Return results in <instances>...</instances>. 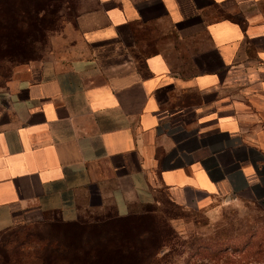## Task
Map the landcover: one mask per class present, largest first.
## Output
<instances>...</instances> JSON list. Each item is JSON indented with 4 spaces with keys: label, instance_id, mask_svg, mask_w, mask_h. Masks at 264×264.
Instances as JSON below:
<instances>
[{
    "label": "crops",
    "instance_id": "crops-1",
    "mask_svg": "<svg viewBox=\"0 0 264 264\" xmlns=\"http://www.w3.org/2000/svg\"><path fill=\"white\" fill-rule=\"evenodd\" d=\"M65 65L0 87V234L157 204L264 208V0H76Z\"/></svg>",
    "mask_w": 264,
    "mask_h": 264
},
{
    "label": "rangeland",
    "instance_id": "rangeland-1",
    "mask_svg": "<svg viewBox=\"0 0 264 264\" xmlns=\"http://www.w3.org/2000/svg\"><path fill=\"white\" fill-rule=\"evenodd\" d=\"M77 8L76 0H0V87L22 66L70 62L80 43ZM158 201L149 215L152 219L108 221L97 224L92 232L111 234L117 228L135 234L154 231V242L162 240V264H193L196 258L192 255L200 244L208 245L210 251L226 249L231 259L237 258L234 249L264 221V208L250 203L220 201L204 207L193 196L187 204H175L164 192ZM48 221L52 220L33 218L1 234L0 264H40L41 242L57 235ZM49 264H67V260L60 256Z\"/></svg>",
    "mask_w": 264,
    "mask_h": 264
},
{
    "label": "trees",
    "instance_id": "trees-1",
    "mask_svg": "<svg viewBox=\"0 0 264 264\" xmlns=\"http://www.w3.org/2000/svg\"><path fill=\"white\" fill-rule=\"evenodd\" d=\"M157 204L143 205L139 210L132 211L125 216H119L109 211L102 216L79 218L73 222H65L56 216L45 214L44 218L49 217L52 220L48 222L57 235L48 238L46 242H41L42 255L37 259V263L49 264L62 256L67 260V264H95V262L97 264H162L163 258L159 257L162 240L160 241L158 238L160 242H154L156 237L154 231L135 234L117 228V233L111 234L92 232V228L97 224L108 221L115 220L123 223L127 220L152 219L149 215L155 211ZM19 225L13 226L1 234ZM260 225L261 227L258 225L256 231L245 240L240 248L234 249L233 252L239 253L237 258L231 259L226 254V249L210 251L208 245L200 244L192 255L193 258H196V262L194 261L193 264H206V261L212 264L264 262V221H261Z\"/></svg>",
    "mask_w": 264,
    "mask_h": 264
}]
</instances>
